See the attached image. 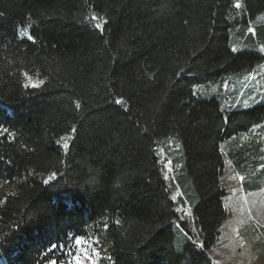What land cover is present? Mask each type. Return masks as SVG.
Segmentation results:
<instances>
[{"label":"trees","instance_id":"1","mask_svg":"<svg viewBox=\"0 0 264 264\" xmlns=\"http://www.w3.org/2000/svg\"><path fill=\"white\" fill-rule=\"evenodd\" d=\"M261 15L264 0H0V264H72L81 243L106 254L94 264H214L223 149L256 166L258 145L232 138L264 102L223 113L195 88L228 78L240 101L264 78L260 52L231 47L264 44ZM176 144L184 180L167 181Z\"/></svg>","mask_w":264,"mask_h":264},{"label":"rangeland","instance_id":"2","mask_svg":"<svg viewBox=\"0 0 264 264\" xmlns=\"http://www.w3.org/2000/svg\"><path fill=\"white\" fill-rule=\"evenodd\" d=\"M262 20L264 21V15L258 16L253 23H258ZM19 34H21L20 37L24 35L29 37L27 34H22V32H19ZM231 44L232 49H235V51L253 49L264 56V44L258 40L254 42L238 41L236 44L232 41ZM29 78V76H26V80H29ZM250 78L252 80L250 79L248 85L252 87L253 83L254 88L249 94L246 92L247 95L241 92L242 95L240 94L238 98L242 103L239 100L232 101L229 98L224 101L223 97L227 93L224 88L227 87L226 81L228 78H225L220 83L197 87L195 92L202 98H216L220 102V108L223 113L235 109H244L250 106L253 99L257 98L251 105L264 102L263 66L256 67L250 74ZM245 86L247 87V82ZM253 131L249 135L242 134L239 137L232 138L239 142L241 146L248 143L253 148L258 145L261 154L259 157L255 156L258 158L257 164L254 168H248L249 172L239 173L236 171L232 167L229 155L223 149V152L226 153V159L222 184L227 194L224 199L227 219L220 229V238L216 247L210 252V258L214 264H264V124L259 128L255 127ZM160 154V157L164 159L165 155ZM172 155L175 160L174 174L171 170V159H169L164 165V176L167 181L171 177L175 181V174L181 180H184L182 173L183 160L179 145H173ZM253 181L255 187L247 191L244 188L245 182L251 184ZM176 197L184 199L185 214H189V205H192L193 202H190L183 193H175L174 199L172 198L174 202ZM180 209L181 206L177 207L178 213H180ZM188 225L192 231H195L193 221L192 224L189 223ZM174 243L175 250L180 252L185 244V234L179 228L174 229ZM92 244L96 245V247L101 246L97 240H94ZM100 252H104L103 249ZM101 257L97 249L91 246V243L83 245L81 243L77 249V254L73 256L74 261L72 264H94ZM105 257H107L106 254L102 258Z\"/></svg>","mask_w":264,"mask_h":264},{"label":"snow or ice","instance_id":"3","mask_svg":"<svg viewBox=\"0 0 264 264\" xmlns=\"http://www.w3.org/2000/svg\"><path fill=\"white\" fill-rule=\"evenodd\" d=\"M237 7H239V5H237ZM233 51H235V49H233ZM117 103H120V101H117ZM64 147H68V145L65 144Z\"/></svg>","mask_w":264,"mask_h":264}]
</instances>
